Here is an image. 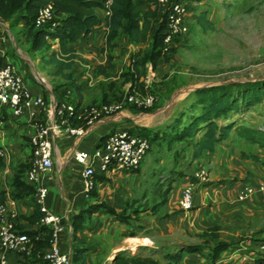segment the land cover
I'll return each instance as SVG.
<instances>
[{"label": "rangeland", "instance_id": "rangeland-1", "mask_svg": "<svg viewBox=\"0 0 264 264\" xmlns=\"http://www.w3.org/2000/svg\"><path fill=\"white\" fill-rule=\"evenodd\" d=\"M187 1L192 2L194 6L193 9L188 10L187 14L189 31L175 38L174 43L167 53L160 57L155 68L150 66L146 58L151 38L144 46L138 45V47H128L124 41L120 40L117 50L119 52L112 55L115 57L114 65H117V68H112L111 75L104 76L97 73L93 67L96 62L93 65L89 64L86 67L88 71L85 77L86 86L81 87L80 91L74 89L72 85L74 81H69L71 94L67 97L69 101L76 102L81 94L86 103H110L122 100L127 92H133L129 89L128 78L131 61L138 58L139 80L143 85L136 87L141 93L154 94L155 101L145 110L134 109L133 113H138L134 116L137 119L134 127L148 135L151 146L141 161L139 169L130 171V180L136 190H132L131 186L132 194L125 199L119 218L125 221L129 233L144 229L145 233L152 238H147L150 241L143 239V242L150 246L146 253L163 254L172 263L176 261L175 254L181 250L182 253L188 251L185 247L189 244L197 245L198 252L209 257L215 242H226L225 250L227 251H248L257 248L264 240V207L245 221L233 220L235 222L230 223L228 221L225 223L226 226L220 223L208 224L204 229L192 232L188 234V237L185 236L186 238L183 237L187 239L185 241L163 238L151 224L143 222V218L156 217L166 192L178 187L184 178L186 181L189 180L196 168L205 165L199 157H204L209 152L204 151L206 153L203 152L200 156H193L194 142L202 131L192 136L186 135L171 140L162 134L163 132L174 134L172 125L176 118L181 117V121L175 124L177 129H181L194 114L202 110L203 103L197 101L195 90L213 84L264 78V0ZM201 10L206 11L212 24V27L205 31L196 21V15ZM23 11L20 9L12 19L7 21L0 18V22L3 26L11 27L13 42L18 46V53L30 67L33 65L35 71L40 64L45 68L48 67L49 77L45 76L46 81L40 79L39 81L47 85L51 84L53 90L56 87H64L63 85L68 82L64 79L67 78V72H56L54 66L44 63L50 52L57 48V44L49 40L41 47H36V43L39 42V38L35 35L37 27L29 29L25 20L22 19ZM119 32L117 34L123 36L124 31ZM107 49L111 52L113 46ZM96 51L100 53L102 50L97 47ZM75 76L77 72H71L73 80ZM40 77L44 80L42 75L38 76ZM228 115L227 120L232 119L234 122L230 131L232 140H235L243 130L264 137V96L250 107L232 110ZM217 120L228 122L224 117ZM245 139L249 140L247 137ZM230 144L228 139L222 143L224 146ZM234 148L237 155L238 145ZM194 160V167L188 172L187 166ZM225 181L226 179H207L198 186L193 183L192 189L195 191L196 188L198 190L201 187L203 189L207 186L215 187L226 183ZM29 201L31 204L34 203L33 199ZM205 204L206 202H203L201 205ZM243 224L248 227L245 232L240 231V225ZM210 226L216 227L209 231ZM232 228L239 230L233 233L230 231ZM205 230L207 232L201 234ZM153 241H157L155 246ZM235 259L237 263H240L237 258Z\"/></svg>", "mask_w": 264, "mask_h": 264}, {"label": "crops", "instance_id": "crops-1", "mask_svg": "<svg viewBox=\"0 0 264 264\" xmlns=\"http://www.w3.org/2000/svg\"><path fill=\"white\" fill-rule=\"evenodd\" d=\"M95 10L99 17L98 23L86 37H79L71 42L76 52L74 63L72 68H65L62 71L77 72V76L74 80L72 77L64 78L65 81H68L63 85L64 87H56L53 90L51 84L47 85L45 82L39 81L41 78H38L39 75L44 77L42 81H46L45 76L49 77L48 67L45 68L40 64L37 65L38 70L36 71L32 67L33 65L30 67L23 56L18 53V46L13 42L14 37L11 27L3 26L1 22L0 63L4 61L12 62L22 74L25 84L32 93L43 96L47 104L53 99H63L67 89H70L71 94L69 81L77 82L81 91L80 88L86 86L85 77L88 72L86 67L89 64L93 65L95 62V66L104 63L107 54L116 55L119 52L117 50L120 40L124 41L128 47L144 46L148 41L133 43L124 31L122 32L123 36L116 34L111 39V46L110 44L107 45L105 10L103 7H97ZM112 46L113 49L109 52L107 48ZM97 47L102 50L100 53H97ZM16 52L19 55L15 54ZM92 59L93 61H91ZM114 59L115 57L112 56V68L116 69L117 65H114ZM44 63L55 67L51 63L45 61ZM95 66H93L94 69ZM79 98L80 103H86L83 95L79 94ZM133 111V108L124 107L111 115L103 116L93 124L86 126L84 132L79 135L70 136L63 130H59L52 136L53 164L49 170L42 174V182L48 187L45 198L47 207L60 213L65 218L66 227L60 233L59 238L61 249L68 252L71 250L66 264H80L72 257L75 246H85L87 248L85 253L86 264H110L116 252L122 249L130 254L151 255L161 264H172L163 254L146 253L150 246L145 244L143 239L150 241L152 238L145 233L144 229L136 233H129L124 220L102 207L85 213V221L81 228L74 231L72 227L74 214L84 209L89 203L102 201L113 207L116 212H120L124 207L125 199L132 194L131 186L132 190H136L130 180L131 172L116 170L93 174L95 194L87 193L84 177L81 173L83 166L76 162L73 157L75 151L91 148L100 143L102 136L110 130L126 126L134 127L137 121L134 116L138 113H133ZM32 130L31 117L27 113L13 115L8 106L0 107V134L9 153L6 158L0 156V192L3 196L11 193L13 177L19 168V164L30 161L31 147L28 142V134ZM228 141L231 142L229 146L219 143L215 146L213 152H209L204 157H199L208 170V180L226 179V183H221L215 187L207 186L205 189L201 187L196 190V188L193 195V207L182 210L178 206L177 200L182 185L188 181L184 178V181L178 187L171 189L166 194L156 217L143 218V222L148 225L151 224L153 229L163 238L185 241L187 239H183V237H188V234L204 229L208 224L220 223L226 226L225 223L228 221L229 223L235 222L233 220H236V222L239 220L245 221L250 216H254L257 210L263 208L264 194L256 193L239 200L237 199V192L246 182L255 183L264 179V145L260 146L259 142L247 140L241 135L237 136L235 140L229 138ZM235 145H238L239 149L237 155L234 152ZM250 154H256L259 159H252ZM195 160L187 166L188 172L193 169ZM25 169L26 167L21 174V178L26 182ZM138 169L139 167L135 170ZM32 199L31 196L18 198L19 226L23 228L31 227L35 220V218L30 217L37 209L35 202L30 203L29 200ZM203 202H206V204L201 205ZM240 226L242 232H245L248 228L244 224ZM238 230L232 228L230 231L234 233ZM159 235L158 237H160ZM147 238L150 239L147 240ZM153 244L155 246L157 241H153ZM203 259H209V257L203 256L198 251H183L180 261L193 262ZM9 262L10 264L17 263L12 254L9 257ZM230 264L239 263L235 261Z\"/></svg>", "mask_w": 264, "mask_h": 264}, {"label": "built area", "instance_id": "built-area-1", "mask_svg": "<svg viewBox=\"0 0 264 264\" xmlns=\"http://www.w3.org/2000/svg\"><path fill=\"white\" fill-rule=\"evenodd\" d=\"M166 10V26L163 30V49L168 51L178 36L189 31L186 0H156ZM111 0H103L105 14L110 13ZM54 9L51 2L41 5L35 14V27L51 28ZM1 34V31H0ZM56 43V39L52 40ZM70 89L64 98L46 103L43 96L34 94L24 82L22 74L10 61L0 63V107L8 106L13 115L27 113L31 117L33 130L28 134L31 157L25 169V180L33 188V200L39 214L29 228L19 226L18 198L11 193L0 198V264H10L12 254L16 264H66L71 250L60 247V233L65 229V218L46 205L48 187L42 182V174L52 167V136L63 130L70 136L82 134L86 126L99 118L111 115L124 107L142 109L150 107L155 95L150 92H127L122 100L110 103H80L69 101ZM151 146L150 138L136 127H120L110 130L97 145L75 151L73 157L80 163L85 190L93 187L95 173L109 171H132L137 169ZM0 156L9 153L0 134ZM208 179L205 166L196 168L193 176L183 185L177 200L182 210L193 207L192 184ZM256 193L264 194V179L244 183L237 192L243 200ZM239 264H264V240L257 248L248 251L224 250L215 260L203 259L172 264H230L236 259Z\"/></svg>", "mask_w": 264, "mask_h": 264}, {"label": "trees", "instance_id": "trees-1", "mask_svg": "<svg viewBox=\"0 0 264 264\" xmlns=\"http://www.w3.org/2000/svg\"><path fill=\"white\" fill-rule=\"evenodd\" d=\"M187 1V0H186ZM51 2L54 9L53 24L51 28L37 27L35 35L39 38L36 47H41L49 40H55L57 48L53 49L49 57L44 61L55 65L56 72L63 69H70L75 59V48L71 42L79 37H86L92 28L98 23L99 17L96 13L97 7H102L103 0H0V18L3 20L12 19V17L23 9L22 19L31 30L34 27L33 20L37 9ZM192 2L187 1V9H193ZM110 13L105 17L106 26V43L110 44L111 39L123 30L127 33L129 40L133 43L146 42L151 38V45L146 56L152 68H155L160 57L164 56L167 51L163 49V30L166 26V10L156 0H111L109 5ZM196 21L203 31L212 27L211 20L207 17L205 10H201L196 15ZM130 65V81L129 89L139 91L136 86H142L140 82L139 60L134 58ZM113 67L112 56L107 54L104 63L97 64L95 71L104 76L111 75ZM67 78H71V72L66 73ZM72 82V81H71ZM74 89L79 90V85L72 82ZM197 101L203 103L200 112L194 114L188 123L184 124L181 129H177L175 124L181 121V117L175 119L173 133L163 132L167 139H179L186 135L192 136L199 131L201 135L194 142L193 156H200L204 151L213 152L215 146L223 143L230 138V131L234 126L233 120L229 119V113L232 110H240L250 107L260 101L264 96V78L247 80L243 82H228L213 84L195 90ZM80 98L76 104H80ZM146 108H142L145 110ZM224 117L228 122H219L217 119ZM252 141H257L264 145V137L255 135L253 132L243 130L239 133ZM105 136V135H104ZM101 139H103V137ZM254 160H258L256 154H250ZM29 162H22L15 173L12 181V196L20 198L23 196H31L33 198V188L26 183L21 174ZM209 184H212L209 182ZM88 193L95 194L94 188H90ZM167 194V192H166ZM3 197L0 192V198ZM165 200V196L163 200ZM104 208L109 212L120 216V212L105 202L89 203L84 209L74 214L72 220L73 230H77L83 226L85 221V213L92 212L99 208ZM39 214L38 208L31 218H36ZM216 226H210L209 231ZM207 230L201 234L206 233ZM227 244L224 241L215 242L209 254V259L215 258L226 249ZM188 251H198L199 247L189 244L185 247ZM85 246H75L72 251V257L79 261L80 264H86ZM182 250L174 255L175 262H180ZM110 264H161L151 255H143L141 253H128L122 249L116 252Z\"/></svg>", "mask_w": 264, "mask_h": 264}, {"label": "bare ground", "instance_id": "bare-ground-1", "mask_svg": "<svg viewBox=\"0 0 264 264\" xmlns=\"http://www.w3.org/2000/svg\"><path fill=\"white\" fill-rule=\"evenodd\" d=\"M40 80H43V79L40 78Z\"/></svg>", "mask_w": 264, "mask_h": 264}]
</instances>
